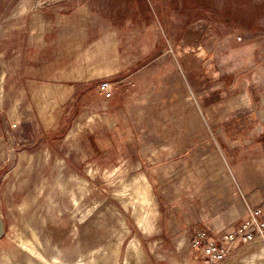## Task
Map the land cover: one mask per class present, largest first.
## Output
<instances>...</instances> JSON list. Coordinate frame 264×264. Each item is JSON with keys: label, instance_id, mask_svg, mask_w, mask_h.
Here are the masks:
<instances>
[{"label": "rangeland", "instance_id": "obj_1", "mask_svg": "<svg viewBox=\"0 0 264 264\" xmlns=\"http://www.w3.org/2000/svg\"><path fill=\"white\" fill-rule=\"evenodd\" d=\"M77 9V27L85 26L86 34L119 31L125 58L142 81L144 75L162 77L161 83L174 87L179 65L185 66L180 55L205 52L204 72L201 61L185 67L210 118L207 132H226V155L240 169L257 162L252 167L259 172L250 177L261 175L264 188V0H0V264L238 260L243 250L235 248L224 261L211 262L200 250L199 256H187L192 236L203 228V212L212 206L196 200L188 189L196 186L186 182L191 175L212 177L206 156L171 172L180 198L163 200L168 194L163 190L175 186L160 185L157 169L133 166L137 154L126 143L115 145L111 132H102L101 145L95 141L101 132H66L72 121L84 123L97 108L70 106L56 130L39 122L29 87L19 77L28 64L38 69L55 56L57 15ZM104 94L102 111L110 106ZM252 181L243 177L247 185ZM196 206L197 221L186 214ZM252 245L253 252L261 248Z\"/></svg>", "mask_w": 264, "mask_h": 264}, {"label": "crops", "instance_id": "obj_2", "mask_svg": "<svg viewBox=\"0 0 264 264\" xmlns=\"http://www.w3.org/2000/svg\"><path fill=\"white\" fill-rule=\"evenodd\" d=\"M85 8H80L82 14ZM78 13L77 9L69 14L57 15L60 33L58 52L38 69L28 64L19 77V81L29 87L30 102L37 108L41 125L44 129L56 130L73 110L70 106L92 105L97 108L84 123H79V118L71 120L66 132H101L95 138L97 145L98 141L99 145L105 143L102 132H111L115 145L126 143L137 154L133 166L157 169L160 171V185L175 186L169 192L163 190L168 193L163 200L180 198L178 183L170 177L171 172L185 164L190 168V162L199 160V154L206 156L207 161L214 162L207 166H212V177L206 179L203 174L201 177L195 174L197 177L192 178L191 175L185 179L191 186H196L195 189L188 188L191 194L197 196L196 200L212 201L211 208L207 209L210 212H203L205 219L202 226L210 232L236 229L248 218L249 207L261 202L263 180L261 175L250 177L253 170L257 174L259 172L256 166L252 167L257 162L244 163L241 169L235 165L236 161L232 164L226 155L228 149L223 147L229 145L225 143L226 132H207V120L210 118L203 112L185 67L201 61L200 72H204L205 52L191 51L180 55L185 66L179 65L181 71L175 73L174 87L161 83L162 77L157 81L144 75L146 79L142 81L140 70L135 71L134 62L129 64L125 58L127 50L120 47L119 31L114 29L99 36L86 34L85 26L82 30L77 27L76 22L80 21ZM106 81L111 83L108 95L102 90ZM152 82H155L154 86ZM102 93L104 99L110 102L109 108L104 106L105 111L100 106ZM106 119L112 124L107 125ZM199 120L201 124H198ZM227 169L232 173L229 183L226 182L229 178ZM243 177L252 178V185L243 182ZM230 201L235 202L232 208L226 203ZM195 209L186 214L197 221L201 217V207L196 206ZM211 213L213 218L208 219L207 215ZM258 245L261 248L254 252L256 245L245 246L237 257L239 259L228 264H264V243ZM186 250L187 256L200 255L199 249L188 247Z\"/></svg>", "mask_w": 264, "mask_h": 264}, {"label": "built area", "instance_id": "obj_3", "mask_svg": "<svg viewBox=\"0 0 264 264\" xmlns=\"http://www.w3.org/2000/svg\"><path fill=\"white\" fill-rule=\"evenodd\" d=\"M111 83L104 82L102 88L110 90ZM110 94V92H108ZM264 192L258 204L249 207V216L236 229L210 232L199 228L192 236L191 247L201 251L209 261H224L235 248L241 252L250 244L264 243Z\"/></svg>", "mask_w": 264, "mask_h": 264}, {"label": "bare ground", "instance_id": "obj_4", "mask_svg": "<svg viewBox=\"0 0 264 264\" xmlns=\"http://www.w3.org/2000/svg\"><path fill=\"white\" fill-rule=\"evenodd\" d=\"M217 63V62H216ZM219 65V64H218Z\"/></svg>", "mask_w": 264, "mask_h": 264}]
</instances>
